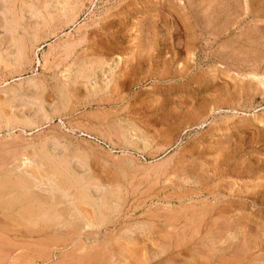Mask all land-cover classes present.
<instances>
[{
	"label": "rangeland",
	"instance_id": "1",
	"mask_svg": "<svg viewBox=\"0 0 264 264\" xmlns=\"http://www.w3.org/2000/svg\"><path fill=\"white\" fill-rule=\"evenodd\" d=\"M12 1L38 39L0 63V179L39 180L57 142L111 210L0 208V264H264V0ZM37 104L51 116L24 124Z\"/></svg>",
	"mask_w": 264,
	"mask_h": 264
},
{
	"label": "bare ground",
	"instance_id": "2",
	"mask_svg": "<svg viewBox=\"0 0 264 264\" xmlns=\"http://www.w3.org/2000/svg\"><path fill=\"white\" fill-rule=\"evenodd\" d=\"M7 1H8V6L7 7H5L6 5L2 6L4 8V9L2 8L4 10V12H3V14L1 13V15H0L1 16L0 17V26L4 30L3 38L5 41V45H6V43H8V45L10 47L8 46L9 49L8 50L6 49V51H7L6 55L3 53H0V63L4 62V64L9 65L10 62L12 64L13 62L20 61V59L25 55L26 50H27L29 44L31 43V41L33 43L36 40V38H37L36 36H38L36 32L38 30L35 28V26H34V29H32V30H30L26 27L19 29L20 27H18V26L20 24V18H19L18 14L15 10L16 6H14V3L12 0H6V2ZM20 3H21V1H20ZM18 5L20 6V4H18ZM17 11H18V9H17ZM43 19H45V18L43 17ZM45 20H47V19H45ZM39 29H42V28H39ZM24 57H26V56H24ZM13 64H15V63H13ZM32 81H34V80L32 79ZM28 84H29V82H28ZM21 86L22 85H15L14 87L12 86V88H10V90H8L9 92H11V94L13 96L12 99L15 98L16 93L19 91L18 90L16 92V90L20 89ZM25 88L28 89L27 87H25ZM29 88L35 92L36 84L31 82L29 84ZM26 92H28V90ZM34 92H33V95L30 96L31 99L39 101L40 105H41L42 104L41 103V101H42L41 95L40 94L38 95V93L36 94ZM23 94H25V93H23ZM27 95L28 94H26V96ZM20 96H21V94H20ZM27 104H30V103H27ZM40 105L38 106V104H37L38 108H37L36 112L34 111L35 114L31 117L32 119L27 120V121L25 120L26 122L24 121V124L32 125L33 123L45 121L49 116H51V114L49 115L48 113H45L43 111V108H42L43 105L42 106H40ZM23 117H25V115H23ZM21 119H23V118H21ZM17 125H18V123H17ZM58 144H57V142H52V143L50 142V146H49V145H47V142H46V143L40 144L38 146L39 150L37 149L39 151V153L37 151V155L39 154V156L41 157V158H39V160H41V159L44 160L45 162L44 161L43 162L46 163V168L48 167L47 171H45L46 172L45 175L41 176L42 178L44 177L43 181H41V182H43L46 187H42L43 183L41 184L38 182L42 178L37 180L38 179L37 177L31 176L32 174L34 175V173H31V175H29V173L23 174L24 172H22L21 175H18L20 172H18V174H17L16 173L17 171L15 169L16 176H14L15 173L12 172V170L14 171V169L11 168L12 170L10 172H12L14 175H12L10 173H9L10 175L4 174L6 176H4V178L2 177L0 179V208L3 210L9 211V210H12L16 205L21 203L22 208L19 211V217H17V215L15 214L17 221H19L21 224L23 223V224L29 225V226H35L37 224L49 225V226L51 225L52 226V225H55V224L57 225V224H61V222H64V220H65L64 216H66L67 213H70V211H65V209L62 210L59 208V206L62 202H65L63 200H67V199H69V197L71 195H73V198H75L81 202H86V203H91V205H93V204L96 205L97 213H98V215L96 216L98 218L97 221L99 223H101V222L103 223V221L105 220V217L108 214V211L111 210L110 207L107 206V202H106V199H107L106 195L108 194V192H106V194H105V191H104L105 189L101 191L97 188L98 186L96 187L97 188L96 189L95 186L97 184H95L91 181H88L91 179L87 178L85 175L82 176V175H79L78 173H76L75 171H73L71 158L69 155L64 153V151L61 153V155H56L55 151H56V149H58L60 147V146L58 147ZM65 146H66V144H65ZM60 152H59V154H60ZM34 153H35V151H34ZM75 153H76V151H75ZM78 153L79 152H77V154H76L77 156H78ZM76 155H75V157L77 158ZM39 156H37V157H39ZM80 156H82V155H80ZM30 159H31V157H30ZM80 159H83V158H80ZM82 161H84V160H82ZM79 162H81V161H79ZM75 163H77V161ZM75 163H74V165H75ZM80 164L82 165V163H80ZM18 166H20V165H18ZM18 166H17V168H19ZM23 167H24V165H23ZM78 167H80V166H78ZM37 168H39V167H37ZM42 168H43V166H42ZM44 168H45V165H44ZM22 170L25 171V168ZM22 170H20V171H22ZM5 171H7V170H5ZM87 175H88V173H87ZM0 176H2V175H0ZM35 176H36V174H35ZM107 187L109 188V186H107ZM71 188L74 189V191L72 190L73 192L71 191L72 194L68 192L69 189H71ZM39 191H41V192L43 191V192L39 193ZM100 191H101V193H100ZM109 193L111 194L112 191H109ZM7 196H8V198H7ZM3 197H4V199H2ZM71 197H70V199H71ZM72 203H73V201H72ZM21 204L19 206H21ZM73 205H74V203H73ZM75 206L76 205H74V207ZM112 206H114V205L112 204ZM81 207H83V206H81ZM16 208H17V206H16ZM77 209H78V207H76V210ZM14 210H16V209H14ZM10 213L11 212L9 211V214ZM89 213H91V212H89ZM109 214H110V212H109ZM11 215L12 214H10L9 216H11ZM90 221H91V219H90ZM67 222H66V224H67ZM86 222H85L86 225L90 224L87 220H86ZM81 224L82 223H80V225Z\"/></svg>",
	"mask_w": 264,
	"mask_h": 264
}]
</instances>
